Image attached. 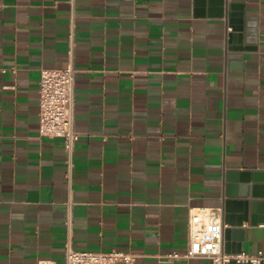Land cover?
<instances>
[{"label":"crops","instance_id":"crops-1","mask_svg":"<svg viewBox=\"0 0 264 264\" xmlns=\"http://www.w3.org/2000/svg\"><path fill=\"white\" fill-rule=\"evenodd\" d=\"M239 1L243 50L208 0H0V264H65L69 202L77 250L214 264L159 256L230 200L249 214L231 241L264 250V0ZM70 63L71 184L63 139L39 132L40 71Z\"/></svg>","mask_w":264,"mask_h":264},{"label":"built area","instance_id":"built-area-1","mask_svg":"<svg viewBox=\"0 0 264 264\" xmlns=\"http://www.w3.org/2000/svg\"><path fill=\"white\" fill-rule=\"evenodd\" d=\"M72 53V47L70 49ZM75 68L70 63L65 68H42L40 71V124L41 136L62 138L67 154V178L71 184L73 154L80 134L75 123ZM72 204H67L66 225L68 237L65 244V264H134L130 252L77 250L72 243ZM224 226L222 215L215 209H198L189 217L187 248L184 253L169 252L159 257L163 262L195 257H208L214 264L264 263V250L256 253H227L223 245Z\"/></svg>","mask_w":264,"mask_h":264},{"label":"water","instance_id":"water-1","mask_svg":"<svg viewBox=\"0 0 264 264\" xmlns=\"http://www.w3.org/2000/svg\"><path fill=\"white\" fill-rule=\"evenodd\" d=\"M210 7L214 13L221 17H225L227 19V26L232 27V31L228 33L227 37L230 43H233L231 49L234 50H243L244 46L242 45L244 41L249 43L251 36L253 35L251 30H245L244 23V12H243V3L239 0H208ZM200 4L203 5L205 0H199ZM251 47V46H247ZM236 211H242L243 214H236ZM249 217L247 213V208L243 207L240 202L237 201H227L225 214L223 217V225L228 224L230 226H239L242 225L244 220ZM251 223L256 224V215L253 213L251 215ZM231 228L224 229L225 234V251L227 253H242L243 250L237 248L236 242H232V234ZM237 233V231H236ZM237 237V236H236ZM227 264H250V263H237L235 261H231ZM264 264V263H261Z\"/></svg>","mask_w":264,"mask_h":264}]
</instances>
